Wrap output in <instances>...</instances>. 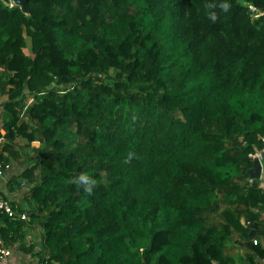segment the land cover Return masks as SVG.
<instances>
[{"label":"trees","instance_id":"obj_1","mask_svg":"<svg viewBox=\"0 0 264 264\" xmlns=\"http://www.w3.org/2000/svg\"><path fill=\"white\" fill-rule=\"evenodd\" d=\"M8 1L0 197L27 218L0 211V235L18 264L264 258V0Z\"/></svg>","mask_w":264,"mask_h":264},{"label":"crops","instance_id":"obj_2","mask_svg":"<svg viewBox=\"0 0 264 264\" xmlns=\"http://www.w3.org/2000/svg\"><path fill=\"white\" fill-rule=\"evenodd\" d=\"M263 163V172L262 177L260 179L261 183L260 186L264 188V159ZM244 221V219H243ZM230 247V255L232 257V261L228 264H252L251 259L254 258L255 264H264V258H259L255 252L253 251L252 247L245 242H231L229 243ZM19 252H14L11 257L4 258L0 261V264H18V261L21 259Z\"/></svg>","mask_w":264,"mask_h":264},{"label":"built area","instance_id":"obj_3","mask_svg":"<svg viewBox=\"0 0 264 264\" xmlns=\"http://www.w3.org/2000/svg\"><path fill=\"white\" fill-rule=\"evenodd\" d=\"M10 6L15 5V3L13 2V0H9L7 2ZM3 164L0 161V175L3 174ZM0 211H6L8 212V214L13 217V218H22V219H26L27 218V214L26 213H21L19 217L17 216V213H15V211H13L10 207V205L0 197ZM254 243H257V240H254ZM12 248L9 247L4 239L1 237L0 235V259L4 258V257H8L10 255H12Z\"/></svg>","mask_w":264,"mask_h":264},{"label":"water","instance_id":"obj_4","mask_svg":"<svg viewBox=\"0 0 264 264\" xmlns=\"http://www.w3.org/2000/svg\"><path fill=\"white\" fill-rule=\"evenodd\" d=\"M29 1L30 0H13L15 5H18L22 9V11L27 14L30 13L28 5ZM262 159H264V151L260 152L259 154L253 155V166L248 171L251 179H261L263 171ZM254 232L255 229L251 231L250 235H252Z\"/></svg>","mask_w":264,"mask_h":264},{"label":"clouds","instance_id":"obj_5","mask_svg":"<svg viewBox=\"0 0 264 264\" xmlns=\"http://www.w3.org/2000/svg\"><path fill=\"white\" fill-rule=\"evenodd\" d=\"M209 7H211V5H209ZM220 7L223 8L224 10H227L229 8V4L227 3V0H224V2H222L220 4ZM208 15L211 17L212 20L216 19V13L215 12H210V13H208ZM257 153L259 154L260 152H257ZM132 155H133V153H131V152L128 153L129 157H131ZM262 161H263V159H262ZM73 179L77 183H82L84 191L89 192V193L92 191V186L96 183V181L91 176H89L87 173H84V172H81L78 176L74 177ZM254 240H257V239H254ZM254 240H253V242H254ZM255 244H257V243H255ZM13 254L14 253L12 252V255ZM12 255H10L8 257H11ZM8 257H4V258H8Z\"/></svg>","mask_w":264,"mask_h":264},{"label":"rangeland","instance_id":"obj_6","mask_svg":"<svg viewBox=\"0 0 264 264\" xmlns=\"http://www.w3.org/2000/svg\"><path fill=\"white\" fill-rule=\"evenodd\" d=\"M28 50V49H27ZM2 99L0 98V101H1ZM31 99H29L28 101H27V103L30 101ZM3 108L4 107H2V104H0V125H1V127H3V121H4V119H5V117H4V111H3ZM4 128V127H3ZM254 154H258V153H254ZM253 154V155H254ZM14 170H16V167L14 166ZM35 235V234H34Z\"/></svg>","mask_w":264,"mask_h":264}]
</instances>
